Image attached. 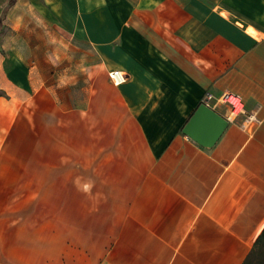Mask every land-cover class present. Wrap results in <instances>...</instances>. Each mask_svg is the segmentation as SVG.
<instances>
[{"label":"crops","instance_id":"0c3cea01","mask_svg":"<svg viewBox=\"0 0 264 264\" xmlns=\"http://www.w3.org/2000/svg\"><path fill=\"white\" fill-rule=\"evenodd\" d=\"M5 18L0 190L92 168L94 201H46L30 243L39 201H0V264H242L264 229V0H15ZM223 92L256 120L203 147L182 129L204 101L227 119Z\"/></svg>","mask_w":264,"mask_h":264},{"label":"rangeland","instance_id":"374dc122","mask_svg":"<svg viewBox=\"0 0 264 264\" xmlns=\"http://www.w3.org/2000/svg\"><path fill=\"white\" fill-rule=\"evenodd\" d=\"M14 1L15 0H5L4 4L3 0H0V26L6 21V12L14 4ZM28 17L30 18L31 16ZM6 33L8 37H16L15 31L11 29L7 30ZM54 180L55 181L50 184L53 188L50 189L40 188L38 190H32L28 187L29 185L24 184V188L22 189L14 188L0 190V201H39L38 209L40 216L37 222V229L33 232L34 234L32 236L34 237H31L27 234L30 225L24 223V243L36 241L35 237H38L40 242L46 241V221L43 217L46 211V201H56V205L58 201H94V174L92 168L89 169L86 174L72 172L71 174L54 175ZM86 185H90L87 191L85 190ZM30 256L28 251L23 252L24 258H30ZM252 264H264V247L255 255Z\"/></svg>","mask_w":264,"mask_h":264},{"label":"water","instance_id":"95a60500","mask_svg":"<svg viewBox=\"0 0 264 264\" xmlns=\"http://www.w3.org/2000/svg\"><path fill=\"white\" fill-rule=\"evenodd\" d=\"M228 125V120L206 103H200L182 131L203 147H211Z\"/></svg>","mask_w":264,"mask_h":264},{"label":"built area","instance_id":"2783aa9c","mask_svg":"<svg viewBox=\"0 0 264 264\" xmlns=\"http://www.w3.org/2000/svg\"><path fill=\"white\" fill-rule=\"evenodd\" d=\"M109 77L112 80L122 78V75L119 71H111ZM207 99H210V96H206ZM216 102L221 105H227L229 107V115L227 117L228 121L234 120L236 117L243 116V126L251 121H255V116L252 113H248L245 109L244 103L241 97L232 92H223L216 96ZM205 102V101H204Z\"/></svg>","mask_w":264,"mask_h":264},{"label":"trees","instance_id":"16d2710c","mask_svg":"<svg viewBox=\"0 0 264 264\" xmlns=\"http://www.w3.org/2000/svg\"><path fill=\"white\" fill-rule=\"evenodd\" d=\"M262 247H264V229L256 238L251 251L247 254L242 264H252L253 258L255 257L256 254L259 253Z\"/></svg>","mask_w":264,"mask_h":264},{"label":"clouds","instance_id":"9594fccd","mask_svg":"<svg viewBox=\"0 0 264 264\" xmlns=\"http://www.w3.org/2000/svg\"><path fill=\"white\" fill-rule=\"evenodd\" d=\"M88 188H90V185H86V186H85V190H86V191L88 190Z\"/></svg>","mask_w":264,"mask_h":264}]
</instances>
